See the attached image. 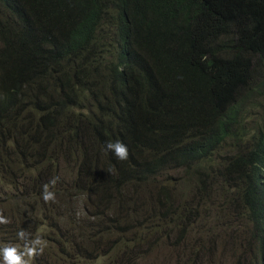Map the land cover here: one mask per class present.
<instances>
[{
    "label": "trees",
    "instance_id": "trees-1",
    "mask_svg": "<svg viewBox=\"0 0 264 264\" xmlns=\"http://www.w3.org/2000/svg\"><path fill=\"white\" fill-rule=\"evenodd\" d=\"M258 103L264 0H0V248L25 230L47 243L31 264H136L163 218L189 232L178 194L211 198L223 176L262 262Z\"/></svg>",
    "mask_w": 264,
    "mask_h": 264
},
{
    "label": "rangeland",
    "instance_id": "rangeland-1",
    "mask_svg": "<svg viewBox=\"0 0 264 264\" xmlns=\"http://www.w3.org/2000/svg\"><path fill=\"white\" fill-rule=\"evenodd\" d=\"M263 109L258 103L247 115V128L251 132L262 123ZM235 151L224 147L214 160L215 169L221 166L225 156ZM216 180L211 198L206 197V192L196 197L185 191L184 195L178 194L177 204L182 202L180 207L188 205L194 209L190 217H186L187 213L183 215L189 232H185L184 226L182 231V224L171 225L168 218H163L148 250L136 253V264H262L256 260L259 235L252 234V226L244 209H236L231 201L237 193L236 184L226 183L223 176ZM179 185L178 189H189V185L185 186L183 181ZM147 220L158 223L149 215ZM108 259L109 256L95 258V264H105Z\"/></svg>",
    "mask_w": 264,
    "mask_h": 264
},
{
    "label": "clouds",
    "instance_id": "clouds-1",
    "mask_svg": "<svg viewBox=\"0 0 264 264\" xmlns=\"http://www.w3.org/2000/svg\"><path fill=\"white\" fill-rule=\"evenodd\" d=\"M106 149L111 151L119 160H126L129 155L128 147L122 141L116 140L107 141L105 145ZM59 177H54L48 183L43 185L42 199L44 202H55L56 194L50 190V186L54 187ZM10 221L2 213H0V224H8ZM20 240L24 241L23 246L8 244L3 248H0V255L3 257V264H31V261L37 256L41 255L47 246L40 236L34 238L31 234L25 230H21L17 233ZM264 264V259L261 262Z\"/></svg>",
    "mask_w": 264,
    "mask_h": 264
}]
</instances>
